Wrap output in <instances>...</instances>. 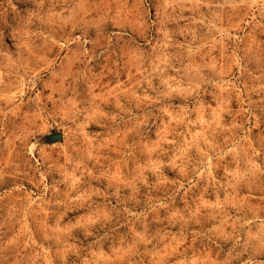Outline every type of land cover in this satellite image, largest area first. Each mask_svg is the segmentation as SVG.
I'll list each match as a JSON object with an SVG mask.
<instances>
[{
  "label": "rangeland",
  "instance_id": "obj_1",
  "mask_svg": "<svg viewBox=\"0 0 264 264\" xmlns=\"http://www.w3.org/2000/svg\"><path fill=\"white\" fill-rule=\"evenodd\" d=\"M0 264H264V0H0Z\"/></svg>",
  "mask_w": 264,
  "mask_h": 264
},
{
  "label": "water",
  "instance_id": "obj_2",
  "mask_svg": "<svg viewBox=\"0 0 264 264\" xmlns=\"http://www.w3.org/2000/svg\"><path fill=\"white\" fill-rule=\"evenodd\" d=\"M42 140L46 144L60 142L62 140V133L56 132L52 134H47L42 138Z\"/></svg>",
  "mask_w": 264,
  "mask_h": 264
}]
</instances>
